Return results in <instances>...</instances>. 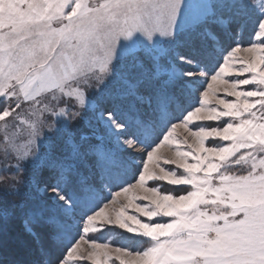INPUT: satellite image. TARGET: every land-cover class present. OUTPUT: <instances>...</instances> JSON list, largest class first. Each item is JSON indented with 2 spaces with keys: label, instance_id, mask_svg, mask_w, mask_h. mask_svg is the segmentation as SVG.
I'll use <instances>...</instances> for the list:
<instances>
[{
  "label": "snow or ice",
  "instance_id": "obj_1",
  "mask_svg": "<svg viewBox=\"0 0 264 264\" xmlns=\"http://www.w3.org/2000/svg\"><path fill=\"white\" fill-rule=\"evenodd\" d=\"M188 7L180 0H0V199L19 194L39 145L51 140L44 128L58 133L82 117L93 83L119 75L132 107L146 101L151 110L147 118L105 110L112 148L95 160L89 153L97 149L76 144L53 157V174L36 189L51 195L16 205L22 233H12L8 208L0 209V264H264V0L199 5L189 19L210 39L179 55L182 71L170 75L181 78L180 94L153 88L139 96L134 34L155 47L154 33L173 37L171 26ZM154 13L168 26H153ZM210 23L224 26L231 42H220ZM244 33L247 46L236 39ZM45 202L70 236L55 252ZM116 230L128 243L90 235Z\"/></svg>",
  "mask_w": 264,
  "mask_h": 264
},
{
  "label": "rangeland",
  "instance_id": "obj_2",
  "mask_svg": "<svg viewBox=\"0 0 264 264\" xmlns=\"http://www.w3.org/2000/svg\"><path fill=\"white\" fill-rule=\"evenodd\" d=\"M206 2H211V0H180L182 7L183 5H188L189 7L182 10L181 13L177 15L175 23L171 26L174 38L162 36L160 32L157 31L153 36V39L157 41L155 47H152V42L146 40L143 35L139 33L134 34L133 39L138 40V47L135 55L141 66L133 71L136 72L143 81L138 89L139 96H146L153 88H162L169 92H175L177 95L180 94L183 86L182 80L179 77L171 76L170 73L173 69L177 73L182 71L178 57L180 54L189 51L194 41L196 43H206L210 39L189 19L199 10V5ZM151 24L158 28H164L168 26L169 22L166 17L154 13L151 18ZM208 27L213 32L220 34V42L224 43L225 46L227 43L231 42L230 33L225 32L224 26L210 23ZM236 39L242 42L244 46H247L249 37L247 33H244L242 36H237ZM220 42L214 45L217 49L220 46ZM120 43L128 42L121 39ZM145 45H148V47H145ZM129 60L130 58L128 56L121 59L118 65L121 72L129 64ZM121 88L122 82L119 75L103 86L93 83V86L86 90V104L80 109L83 114L82 117L70 123L68 127L76 129V132L72 133L67 131L66 128L58 133H49L47 127L43 129V133L51 136V140L45 141L44 144L39 145L40 159L36 162L35 166L29 165L27 172L22 174L24 175V182L28 183L27 187L29 189L31 188L30 190H33L35 195L41 197L51 195L50 193L45 194L42 191H36L38 188L43 189L45 187V181L47 179L46 171L40 170L49 168L53 157L59 158L68 156L72 151L73 144L80 145L83 148L92 146L94 149H97L98 151H90V160L97 159L99 152L112 148V142H110L106 135L105 125L101 119L105 110L113 111L118 118H147L151 115V110L148 108L146 101L143 103L135 102L133 108V100L124 97L121 94ZM104 118L106 119V116ZM84 134H88L87 137ZM175 135L183 138V130L177 129ZM23 139L24 137L21 136L20 140L23 141ZM20 147L23 148L24 144L20 143ZM161 151H165V149ZM166 154L171 155L172 153L171 151H167ZM83 170L86 172L85 175H90L85 169ZM96 179L98 180L99 178L96 177ZM109 191V188L104 187L105 195H107ZM118 199L122 203L125 202L123 195ZM45 203L47 204L45 209L46 215L53 217L54 210H52V208H56L50 202ZM56 216L57 218L55 217L54 222L58 224L60 228L62 220L60 219L58 211ZM59 230L62 238L68 242L70 236L63 232L61 228ZM72 235H75L74 230ZM90 235L95 237L97 242L107 243L112 241L114 243H128L126 236L124 238L120 237V230L104 232L103 234L92 233ZM136 246L139 247L140 245L137 244ZM79 264H91V262L85 260L79 262Z\"/></svg>",
  "mask_w": 264,
  "mask_h": 264
},
{
  "label": "trees",
  "instance_id": "obj_3",
  "mask_svg": "<svg viewBox=\"0 0 264 264\" xmlns=\"http://www.w3.org/2000/svg\"><path fill=\"white\" fill-rule=\"evenodd\" d=\"M71 127V126H70ZM66 129V128H65ZM67 131H70L72 133L76 132V129L74 128H68L66 129ZM86 137L88 134H84ZM93 143V142H90ZM40 171H46L47 176L46 178L48 179L50 175L53 174V169L51 168V166L49 168H44ZM81 172H83L84 174H86V172L81 168ZM45 173V172H43ZM45 173V174H46ZM46 179V180H47ZM69 184H71L72 180L74 179V177L72 175H69L67 177ZM26 182H24L23 184L20 185L19 187V194L18 195H12L9 196L7 198V200H3L0 199V209L7 207L8 208V212H9V216H8V223H9V227L10 230L12 231V233H22L23 229H24V218L22 216V213L20 211V209L18 207H16V205H18L21 202H30V201H38L40 200L42 197L41 196H37L33 193V190H30L27 187ZM52 210H54V214H53V218L55 219L56 216V209L52 208ZM46 211V210H45ZM49 214H52L50 212H48ZM53 219V222L49 225L48 228V239H47V243L50 245L51 249L53 252L60 250L64 244H66L67 242L62 238L61 234H60V228L58 226V224H55Z\"/></svg>",
  "mask_w": 264,
  "mask_h": 264
}]
</instances>
